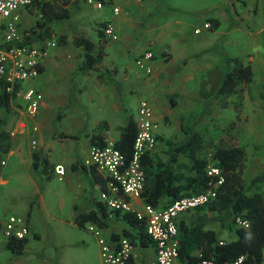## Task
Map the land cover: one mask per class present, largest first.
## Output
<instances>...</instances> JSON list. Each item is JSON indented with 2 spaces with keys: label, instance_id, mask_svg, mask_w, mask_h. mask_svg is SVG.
I'll return each instance as SVG.
<instances>
[{
  "label": "crops",
  "instance_id": "obj_1",
  "mask_svg": "<svg viewBox=\"0 0 264 264\" xmlns=\"http://www.w3.org/2000/svg\"><path fill=\"white\" fill-rule=\"evenodd\" d=\"M42 2L64 8L68 16L62 19L45 17L47 31L34 39L53 37L58 41V45L50 49L43 59L39 76L26 83V86L36 88L43 95L36 116L26 115L16 97L9 102L11 122L8 132L13 130L15 134L9 139L8 150L0 156L4 161L0 167V195L3 189L10 188L11 177L17 178L16 172L21 170L23 183L28 186L30 194L26 196L24 206L13 211L27 219L29 233L21 255H13L6 248L7 240H1L0 258L9 260L7 264H97V261L100 263L97 238L86 229L90 222L84 225L75 222L78 214L92 210L98 212L95 203L99 201L102 204L97 197L101 191L100 182L104 179L94 168L84 164L92 145L91 135L101 126L106 134L105 140L111 138L116 142L129 120L135 122L136 115L130 112L126 103L128 97L141 91L152 106L158 123L155 134L161 136L153 155L166 161L168 145L162 133H168L163 121L169 115V108L179 106L188 111L196 108L207 98L204 82L208 80L213 66L216 76L223 75L227 66L217 50L214 57L210 55V51L215 50L216 39L210 43L207 34L202 36V30H214L212 33H216L225 21L232 22V28L243 29L238 22L244 18L252 19L259 7L256 0H188L190 10L179 7L174 0H104L100 7L96 5L98 0H36L33 7L21 13L20 26L26 36L32 29L40 32L35 24L43 16ZM113 7L118 8L117 14H113ZM182 12L201 16H180ZM206 21L211 23L209 29L202 27ZM107 22L114 25L118 36L116 40L104 36L103 26ZM187 25L191 26V30L193 26L201 30L191 33ZM77 36L93 43V54H97L103 44L102 58L94 69H79L84 51L73 43V38ZM146 50L153 53L149 62L152 67L150 74L135 65V59ZM170 95L178 96L175 97L174 107L170 105ZM213 107L220 108L212 103L210 111ZM155 109L161 113H156ZM179 115L186 114L182 112ZM177 157L179 161L188 163L184 155ZM35 159L37 168L34 166ZM9 162L11 167L6 172L4 167ZM57 164H62L65 169L62 180L53 171ZM249 164L246 177L264 165L258 162L257 167L249 168ZM41 181H46L45 192ZM52 183L54 189L50 187ZM34 198L45 226L43 230L35 216L32 217ZM133 203L140 202L133 200ZM3 210L4 213L9 211L0 207L1 234L6 218L4 213L1 214ZM213 215L208 213V217ZM181 216L191 220L194 209ZM100 217L99 222L92 223L100 227L104 237L127 235L133 238L136 246L133 264L151 263L155 257L152 243L140 245L137 230L120 215L108 216L107 210V216ZM219 226V221L214 219L207 224L217 236ZM223 226H228L227 222ZM235 237L234 230L227 241ZM34 241L38 244L30 249Z\"/></svg>",
  "mask_w": 264,
  "mask_h": 264
},
{
  "label": "trees",
  "instance_id": "obj_2",
  "mask_svg": "<svg viewBox=\"0 0 264 264\" xmlns=\"http://www.w3.org/2000/svg\"><path fill=\"white\" fill-rule=\"evenodd\" d=\"M41 12L43 16L38 18L35 24L40 28V32L36 33L35 30H30L31 33L26 36L27 42L41 37L40 35L47 31V27L44 25L45 17L62 19L68 16L67 10L48 2L41 3ZM215 26L216 24H214ZM73 43L81 46L84 51V60L79 69L81 71L94 69L102 58L103 44L100 45L99 52L93 54V43L83 36L74 37ZM235 63L233 68L229 69L228 67L224 72L222 81L212 98L203 103L198 118L210 114V107L214 99L222 108L233 107L237 110L239 104L233 106L234 103L228 98L239 92L241 84L252 82L253 71L249 64L244 65L237 60ZM14 95L15 92L9 94L4 87L0 88V111L10 109L9 102ZM169 102L171 107L176 105L175 95L169 96ZM187 119L186 116L180 117L179 125L184 132V138L180 142L173 143L169 139H165L169 153L166 161L155 157L153 152L142 157L141 164L145 176L141 192L143 201L163 208L176 199L197 194L209 186H214L218 181L217 176L208 175L207 166L212 164L219 167L223 181L214 186L215 196L205 205L195 208L191 220L183 216L178 220V258L180 261L193 262L213 259L217 264H233L242 257L238 264H262L264 260V195L259 192L248 193L245 189L243 171L246 152L244 147L238 144L237 131L229 132L224 140L213 145L197 129V121L189 122ZM4 121L5 119L0 117V156L9 148V140H7L3 129ZM96 130L91 135V144L101 145L105 142L106 134L101 126H98ZM135 134L136 124L133 119H130L115 142L116 147L127 160L131 154ZM156 139H161V136L156 135ZM179 154L184 155L188 159V163L179 161L177 157ZM37 165L35 159V168ZM263 182L264 171L252 178L250 185ZM100 184V190H106L103 180ZM95 204L98 206V212L92 210L85 214H78L75 222L84 225L85 222H99L101 215L106 217L105 207L99 201ZM210 212L214 213L212 218L208 217ZM237 214L245 217L249 221V226L248 228L236 227L234 239L221 241L217 233L207 227L208 222L213 219L218 220L221 226L226 222L232 226L233 217ZM115 215H120L137 230L136 235L140 245L152 243L145 232L143 222L137 219L133 213L117 211ZM130 238L133 240L132 237ZM26 242L27 237L23 239L9 238L6 241V248L13 255H21Z\"/></svg>",
  "mask_w": 264,
  "mask_h": 264
},
{
  "label": "built area",
  "instance_id": "obj_3",
  "mask_svg": "<svg viewBox=\"0 0 264 264\" xmlns=\"http://www.w3.org/2000/svg\"><path fill=\"white\" fill-rule=\"evenodd\" d=\"M36 0H0V88L4 87L9 94L19 100L23 112L29 117H35L39 111L43 95L32 86H22V82L36 79L41 72L43 59L50 49L58 45L53 37H43L27 42L22 30L21 13L34 6ZM98 0L97 6H101ZM113 14L118 8H112ZM203 28L209 29L211 23L206 21ZM201 28H195L199 33ZM103 34L109 40L118 38L111 22L103 26ZM153 59L150 50L144 51L135 59L137 68L146 74L152 72L149 62ZM136 134L132 143L131 154L127 160L116 147L115 140L107 138L101 145L92 144L84 164L94 168L104 181L106 190H101L99 198L108 210V216L115 212L129 211L143 222L145 232L155 248V257L150 264H217L213 259L199 261H180L178 258L179 231L178 220L182 213L205 205L215 196L214 186L223 181L220 168L209 164L208 175L217 176L214 186H209L197 194L176 199L167 206L160 208L143 201L141 192L144 185V172L141 164L145 154L152 153L157 144L155 130L157 122L148 100L140 99L137 105ZM15 133L10 131V135ZM3 165L4 161L1 160ZM59 180H62L65 169L62 164L53 167ZM133 200L140 203L134 204ZM236 227L248 228L249 221L240 214L233 217ZM87 229L97 238L99 247V264H133L136 256L134 241L127 235L117 238H106L101 234L100 227L90 222ZM2 234L7 240L23 239L29 233L28 224L23 216L9 215L2 223ZM242 257L233 264H238Z\"/></svg>",
  "mask_w": 264,
  "mask_h": 264
},
{
  "label": "rangeland",
  "instance_id": "obj_4",
  "mask_svg": "<svg viewBox=\"0 0 264 264\" xmlns=\"http://www.w3.org/2000/svg\"><path fill=\"white\" fill-rule=\"evenodd\" d=\"M174 1L178 2L179 7L186 10L191 9L188 5V0ZM256 4L259 7L257 14L252 19L244 18L238 22L243 29L232 28V22L225 21L222 24V28L216 33H212L214 30H202V36L207 34L210 43H213V40L216 39V44L214 42L215 45L213 47L215 50L210 51V55L214 57L217 50L219 56L225 60V64L227 65L226 69L228 67L229 69L233 68L236 64L235 60L244 65L249 64L252 67V82L245 85L241 84L239 86V92L232 94L228 98V100L234 103L233 106L239 104L237 110L233 107H213L210 114L203 115L198 118L201 109L203 108V103L212 98L223 78V75L216 76V69L215 66H213L214 68L211 69L210 76H207L208 80L204 82L206 88L205 95L207 97L205 101L190 111L187 109L185 110V108L180 109L179 106L169 108V115H167L166 120L163 121V125L167 128L168 133H162L163 135H161L163 138L169 139L170 141H179L183 138V132L179 125L181 115L177 116V114H181L182 112L183 114H186L183 116L188 118L187 121H197V129L202 132L204 137L208 141L212 142L213 145H216L220 141L224 140L226 136H228L229 132L237 131L239 137L238 144L243 146L246 152L245 169L243 171V179L246 185L245 189L248 193L259 192L264 195V182L250 185L251 179L257 176L260 172L264 171V165L254 174L247 177L245 176L250 161L254 160L249 164V168H254V166L257 167L258 162L264 163V1L261 0V2H259L256 0ZM183 13L184 12L180 13V16H201L200 14L188 15ZM193 22L195 21H192V23ZM186 27L192 31L191 33L194 32L193 29L195 26L192 27V30L191 26L189 27L187 25ZM223 33L225 35H223ZM251 60L253 61L252 63ZM218 73L220 74L221 72ZM27 82L28 81L22 82V86L26 87ZM176 96L177 95H175V97ZM143 98L145 99L144 94L141 91H136L128 97V101L126 103L130 107V112L133 115H136L138 102ZM213 103L217 104L215 99L213 100ZM155 112L161 113L159 109H155ZM0 117L5 119L3 129L7 140H9L11 137L10 132H8L10 130L11 122L9 110L0 111ZM3 155H5V153ZM10 162L8 166L4 167L6 172H8L11 167ZM16 174L18 176L17 178L11 177L10 188L6 191L3 189V193L0 195V207L3 209L7 208L9 210L7 213H4L5 210H3L1 214L4 213V217H8L11 214L21 215L14 212L13 209H17V207L22 208L25 204L26 196L30 194L28 186L23 183L24 174L21 170H18ZM45 182L41 181L44 192ZM50 187L54 189V184L52 183ZM34 216L37 222H39L41 230L45 229L43 219L40 217L38 212V202L36 198H34L33 201L32 217L34 218ZM25 220L27 222L26 218ZM235 228L236 225L234 222L232 226H219L218 238L221 241H227L231 236V232H234ZM103 236H105V234H103ZM1 240L3 241L4 237L3 234L0 233V241ZM37 244L38 243L35 241L32 242L30 249L36 248L35 245ZM6 252L7 254H10L8 251ZM7 262H9V260L6 258H0V264H7ZM97 264H99L98 261Z\"/></svg>",
  "mask_w": 264,
  "mask_h": 264
}]
</instances>
